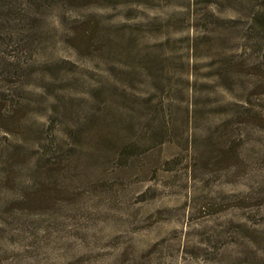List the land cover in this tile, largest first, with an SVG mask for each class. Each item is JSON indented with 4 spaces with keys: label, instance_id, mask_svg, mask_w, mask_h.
Instances as JSON below:
<instances>
[{
    "label": "rangeland",
    "instance_id": "374dc122",
    "mask_svg": "<svg viewBox=\"0 0 264 264\" xmlns=\"http://www.w3.org/2000/svg\"><path fill=\"white\" fill-rule=\"evenodd\" d=\"M39 22L0 129V264H264V0Z\"/></svg>",
    "mask_w": 264,
    "mask_h": 264
},
{
    "label": "trees",
    "instance_id": "16d2710c",
    "mask_svg": "<svg viewBox=\"0 0 264 264\" xmlns=\"http://www.w3.org/2000/svg\"><path fill=\"white\" fill-rule=\"evenodd\" d=\"M74 1L0 0V129L4 133L15 134L22 125L16 116L17 108L8 111L6 98L9 91H17L28 83V60L40 44L39 20L56 5Z\"/></svg>",
    "mask_w": 264,
    "mask_h": 264
}]
</instances>
